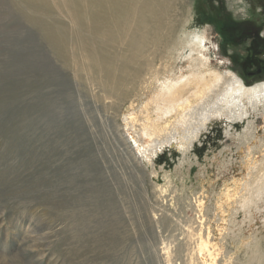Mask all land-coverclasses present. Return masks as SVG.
<instances>
[{
	"label": "rangeland",
	"instance_id": "rangeland-1",
	"mask_svg": "<svg viewBox=\"0 0 264 264\" xmlns=\"http://www.w3.org/2000/svg\"><path fill=\"white\" fill-rule=\"evenodd\" d=\"M184 1L190 30L206 29L214 41L215 62L222 57L221 66L249 85L264 81V47L229 42L235 25L220 26L253 20L264 34L256 0ZM56 34L64 45L51 41ZM82 35L94 38L88 29ZM82 35L64 11L0 0V264H165L155 247L161 237L172 241L180 225L177 217L153 223L149 207L162 203L185 209L183 224L214 231L213 242L224 250L209 264H248L246 244L264 250V206L244 207L240 190L247 182L264 188L254 170L264 160V118H256L257 138L248 143L247 122L216 120L194 144L164 145L141 172L132 158L120 157L121 119L109 110L104 81L76 57ZM253 149L256 157L249 156Z\"/></svg>",
	"mask_w": 264,
	"mask_h": 264
},
{
	"label": "bare ground",
	"instance_id": "bare-ground-1",
	"mask_svg": "<svg viewBox=\"0 0 264 264\" xmlns=\"http://www.w3.org/2000/svg\"><path fill=\"white\" fill-rule=\"evenodd\" d=\"M28 2L40 10L64 11L81 35L87 29L93 34V39L82 35L80 40L75 41L77 45L79 44V53H76V57L83 59L84 66L104 81L109 110L114 119L115 116L121 119L117 125L118 131L123 133L117 134L120 142L118 145L122 148L119 149L122 152L119 155L122 160H126V156L132 158L133 164L141 168V172L145 160L150 162L164 145L189 146L210 123L219 119L225 118L226 123H231L232 126L238 121L247 122V133L243 135L246 143L257 138L256 118L259 116L264 118V81L249 85L239 73L226 67L227 64L221 66V62L225 61L220 60L222 57L215 62L213 56H217V53L211 50L214 41L208 37L206 29L190 30L192 17L188 14L184 0H28ZM61 37L60 34L52 35L51 41L64 45L66 42ZM71 48L73 49V46ZM61 49L63 53L66 52L63 47ZM253 118L256 121L252 122ZM256 155V149L249 152L250 157ZM254 170L260 175L255 176L253 173L255 177L259 176L260 179L264 177L260 174L264 173V160L255 162ZM259 186L254 190L252 184L244 183L240 190L242 196H245L241 202L244 207L264 206V188L262 183L261 188ZM232 196L237 200V195ZM149 204L154 203L152 201ZM159 206L149 207L155 225L173 221L175 217L178 218L176 223L180 225L176 234L171 236L173 240L169 238L172 241L165 242L163 239L161 243V237L159 243L157 242L155 249L160 255V262L209 264L212 259L211 257L209 259V256L223 249L213 242L215 234L209 227L206 229L207 232H201L207 227H203L205 224L195 221L183 224L186 223L183 216L185 209L169 207L163 203ZM205 215L207 216L206 213ZM160 243L162 246L159 248ZM260 246L258 244L244 246V249H247L246 253L250 252L248 257L246 256L248 264H264V250ZM27 247L29 248L27 251L31 252V246ZM227 251L225 250L226 253ZM229 257H232L231 254Z\"/></svg>",
	"mask_w": 264,
	"mask_h": 264
},
{
	"label": "flooded vegetation",
	"instance_id": "flooded-vegetation-1",
	"mask_svg": "<svg viewBox=\"0 0 264 264\" xmlns=\"http://www.w3.org/2000/svg\"><path fill=\"white\" fill-rule=\"evenodd\" d=\"M256 2L258 4V7H256V9H263L264 11V0H256ZM232 24L235 25L237 35L235 39L231 35L232 38L228 39L229 42L232 40L233 43H244L251 40L253 43H264V34H262L261 25L256 24L255 22H253V20H243L241 22H233L231 24L221 23L220 26L223 28V31H228L229 28L232 27Z\"/></svg>",
	"mask_w": 264,
	"mask_h": 264
},
{
	"label": "trees",
	"instance_id": "trees-1",
	"mask_svg": "<svg viewBox=\"0 0 264 264\" xmlns=\"http://www.w3.org/2000/svg\"><path fill=\"white\" fill-rule=\"evenodd\" d=\"M258 43L260 44V47H264V43H260V42H258ZM255 47H256V46H255ZM251 56H252V55H250V56L248 57L249 60H247V61L250 62V60H252V59H250V58H252ZM255 63L259 64V61L256 59Z\"/></svg>",
	"mask_w": 264,
	"mask_h": 264
}]
</instances>
